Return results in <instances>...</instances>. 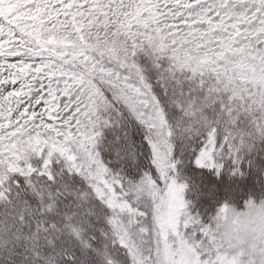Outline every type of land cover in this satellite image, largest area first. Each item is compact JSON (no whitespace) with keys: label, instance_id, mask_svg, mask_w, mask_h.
<instances>
[{"label":"snow or ice","instance_id":"obj_1","mask_svg":"<svg viewBox=\"0 0 264 264\" xmlns=\"http://www.w3.org/2000/svg\"><path fill=\"white\" fill-rule=\"evenodd\" d=\"M0 264H264V0H0Z\"/></svg>","mask_w":264,"mask_h":264}]
</instances>
